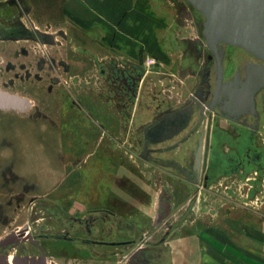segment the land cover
<instances>
[{"label": "rangeland", "instance_id": "obj_1", "mask_svg": "<svg viewBox=\"0 0 264 264\" xmlns=\"http://www.w3.org/2000/svg\"><path fill=\"white\" fill-rule=\"evenodd\" d=\"M166 1L174 4L177 23L189 24L181 26V36L203 44L190 9L180 8L182 0ZM59 2L0 0L6 21L56 36L55 42L0 38V87L25 99L23 106H0V264H114L94 254L121 258L142 244L176 247L178 264H204L209 246L264 253V170L222 178L193 198V185L144 158L136 127L150 112L134 116L135 97L125 92L118 72L125 69L129 80L167 68L154 56L132 63L112 52L99 55L98 38L70 30ZM174 70L182 87L173 92L151 80L149 90L157 87L181 103L196 76L180 63ZM163 196L171 205L167 214ZM104 213L117 220L99 221L100 232L105 229L110 240L131 239V245L94 252L60 236L68 219ZM167 233L168 242L161 243Z\"/></svg>", "mask_w": 264, "mask_h": 264}, {"label": "flooded vegetation", "instance_id": "obj_2", "mask_svg": "<svg viewBox=\"0 0 264 264\" xmlns=\"http://www.w3.org/2000/svg\"><path fill=\"white\" fill-rule=\"evenodd\" d=\"M184 7L190 9L195 23L201 27L203 16L182 0L180 8ZM38 30L48 33L38 26L32 29L22 23L6 21L0 16L1 39H39ZM194 54L197 59L201 57V62L197 65L196 73L199 72V74L197 84L192 92H200L203 89L205 95L210 86L212 91L218 88L221 94H226L215 102L212 100L211 94L205 98L202 103L205 106L207 118H203L198 112L189 124L180 131L174 132L177 125L168 126H174L171 129L166 128L167 132H174L169 138L162 139L164 128L146 138L145 128L148 129L150 124L144 129L140 128L136 131L141 134V138H138L141 145V155L143 153L145 155L143 157L148 161L173 170L176 175L193 185V198L202 187H209L213 182L222 178L238 174L244 176L252 171L260 175V172L262 173L264 170V88L256 92L255 105L248 102L252 73L258 65L264 64V61L236 45L219 43L216 48H212L205 39L203 44L196 43ZM124 70H120V74L124 78L119 83L122 82L125 92H133L135 83L138 84L136 79L140 81L145 73L143 75L139 73L140 76L136 79L127 80ZM128 75L130 76L129 73ZM160 82L164 84V87L166 85L174 87L173 92L177 88L170 81V77H166ZM117 86L120 90L123 89L120 85ZM149 87L148 82L143 90L140 111L134 114L137 117L145 110L150 112L149 114L146 113L147 116L141 125L153 119L158 113L157 106H160V110H178L189 99L188 96L179 104L176 99L168 96L170 102L164 108L158 98V88L149 90ZM240 91L244 92V97L239 95ZM150 99L156 105L150 103ZM229 100H233L235 104L244 100V103L229 107L225 104V101ZM135 107L136 100L134 101ZM145 142H147L146 148ZM175 164H179L181 167H176ZM162 200V212L170 213L171 205L168 206V199L163 196ZM68 220L70 222L65 226L62 233L65 235L64 239L80 241L92 246L93 250L97 252L100 251L94 249L95 246L113 245L109 243L111 241H132L131 239L110 240L106 237L105 229L100 232L97 227L99 221L107 224L108 220L109 222L113 220L108 213H104V215L88 214L84 217ZM126 220L132 222L130 219ZM81 230L83 233L78 234V231ZM72 233L77 234L72 235ZM131 243L115 244V246L131 245ZM146 246L151 247L152 245L147 244Z\"/></svg>", "mask_w": 264, "mask_h": 264}, {"label": "crops", "instance_id": "obj_3", "mask_svg": "<svg viewBox=\"0 0 264 264\" xmlns=\"http://www.w3.org/2000/svg\"><path fill=\"white\" fill-rule=\"evenodd\" d=\"M59 1L61 16L70 30L75 31L76 34L82 37L90 33L98 38L97 53L99 55L103 56L112 52L115 57H121L132 63L154 56L161 60L163 66L167 68V70L160 72L169 73L173 85L182 87L185 82L174 70L175 65L179 63L185 70L188 68V71H193L197 81L199 72L196 73V70L199 62L194 54L195 52L192 53L196 48V43L195 40L189 39L190 37L181 36V26L184 27L189 24L184 22L185 25H180L177 23L174 4H170L166 0ZM190 46L192 48H189ZM117 65L114 63L115 67ZM119 75L120 69L118 77H120ZM120 78H124V76ZM158 94L161 106L164 108L169 105L168 96L176 99L179 103L175 95L165 93L162 90ZM133 112L134 114L138 112L134 105ZM139 127L141 128V123L136 127V131ZM116 220L114 218L113 222H116ZM126 222L128 226H131L133 221ZM171 235L172 233H167V236L161 239V243L168 242ZM210 240H212L211 237ZM169 246L166 249L153 247L164 250V255L154 260V264H178L176 259L178 250L172 245ZM87 247L90 251H94L90 245H87ZM96 248L99 250V246ZM82 250L83 252L88 251L86 247ZM245 250L241 248L235 249V253H224L221 249H213L209 246L205 252V255L209 258L204 260V264H264V261L261 262V256L264 258V253L260 252L259 249ZM247 251H250V253H245ZM109 254L107 257L102 254H94V256L107 262H114V264H132L126 260L128 254L121 258L116 257L117 252ZM213 257H217L219 260Z\"/></svg>", "mask_w": 264, "mask_h": 264}, {"label": "water", "instance_id": "obj_4", "mask_svg": "<svg viewBox=\"0 0 264 264\" xmlns=\"http://www.w3.org/2000/svg\"><path fill=\"white\" fill-rule=\"evenodd\" d=\"M184 1L196 12L203 16V21L199 30L206 43L210 47L216 48L219 43L236 45L244 48L257 58L264 61V0ZM37 33L39 39L42 42H55L56 40L55 34L43 33L39 30ZM166 77H171V75L166 72L149 70L145 72L140 81H137L138 84L135 83V90L132 93L133 96L136 97L135 100L136 108L138 110L137 113L140 111L143 90L147 83L151 80L159 81ZM250 83L251 92L248 95V102L251 105H255L256 92H258L261 88H264V64H260L254 69ZM243 93L244 92H241L239 95L244 97ZM210 94L212 100L215 102L218 98H221L226 93L221 94L218 88L212 91L209 86L205 95L203 89H201L200 92H192L189 95V99L181 107V109L160 110V106H157L156 110H158V113L153 117V119L141 125V128L144 129V127L150 124L148 129L145 128V137L149 138L152 134H154V132H157V130L160 132V130L164 128L163 130L165 131L163 133L162 139L169 138L174 132L180 131L183 127L188 125L193 116L198 112L203 118H207L205 106L202 102L205 100V98H208ZM243 103L244 100H241V102H237L236 104L233 100L225 101V104H227L229 107ZM24 104V98L11 94L0 87V106H23ZM173 124L177 125L176 131L167 132L166 128H174V126L168 127ZM139 129L140 127L138 130ZM145 143L146 148L147 142ZM199 153L201 152L199 151ZM142 156L145 157L143 153ZM175 166L181 167L179 164H175ZM164 222H166L168 228L173 226V223L168 219H165ZM60 236L65 238V235L60 234ZM145 241L147 242V238L144 240V242ZM131 242L132 241H111L109 243L115 245ZM162 255H164V250H158L156 248L142 244L130 252L126 257V260L132 264H154V260L161 257ZM1 264L7 263L5 260H1Z\"/></svg>", "mask_w": 264, "mask_h": 264}, {"label": "bare ground", "instance_id": "obj_5", "mask_svg": "<svg viewBox=\"0 0 264 264\" xmlns=\"http://www.w3.org/2000/svg\"><path fill=\"white\" fill-rule=\"evenodd\" d=\"M194 117V116H193Z\"/></svg>", "mask_w": 264, "mask_h": 264}]
</instances>
